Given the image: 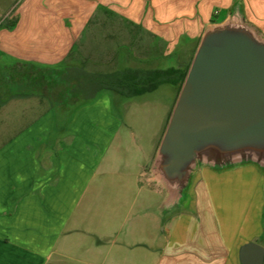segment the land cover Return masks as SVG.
Wrapping results in <instances>:
<instances>
[{"label": "crops", "instance_id": "0c3cea01", "mask_svg": "<svg viewBox=\"0 0 264 264\" xmlns=\"http://www.w3.org/2000/svg\"><path fill=\"white\" fill-rule=\"evenodd\" d=\"M157 1L118 0L120 21L142 25L121 29L141 48L139 65L128 67H157L159 57L150 53L159 44L162 59L180 53L175 64L160 69L184 67L200 35L195 16L207 28L241 16L264 36V0H160L163 17ZM42 3L26 6V28L19 31L26 36V56L17 57L39 67L84 69L73 64L82 55L76 43L84 30L66 27L70 17ZM189 21L194 31L176 28ZM106 30L84 32L95 37ZM143 38L146 45L139 44ZM89 58L88 52L82 61ZM48 93H26V124L0 145L6 152L0 177L9 172L22 179V186L0 188V197L12 198L0 199L6 202L0 209L6 211L0 215V264H241L244 245L264 249V170L258 165L200 166L180 193L157 178L154 162L176 88L171 98H127L135 101L122 107L121 117L108 91L73 110L48 103Z\"/></svg>", "mask_w": 264, "mask_h": 264}, {"label": "water", "instance_id": "95a60500", "mask_svg": "<svg viewBox=\"0 0 264 264\" xmlns=\"http://www.w3.org/2000/svg\"><path fill=\"white\" fill-rule=\"evenodd\" d=\"M253 162L264 168V39L241 16L202 34L160 140L155 174L173 193L197 164L222 168ZM256 243L241 264H262Z\"/></svg>", "mask_w": 264, "mask_h": 264}, {"label": "rangeland", "instance_id": "374dc122", "mask_svg": "<svg viewBox=\"0 0 264 264\" xmlns=\"http://www.w3.org/2000/svg\"><path fill=\"white\" fill-rule=\"evenodd\" d=\"M35 0H0V145L5 144L8 138L13 134V128H20L26 124V114H22L24 108L26 109V93H38L39 90L35 89L32 81H29L28 87H26V61L19 59L17 56H26V49L23 47L22 43L26 36L19 32L21 29L26 28V6L31 4ZM141 1V0H140ZM178 2L180 0H177ZM163 1L158 0L156 2V7L159 16L165 15L166 6L162 3ZM181 2V1H180ZM44 6L50 11L58 12L69 16V20L66 21V27L68 28H78L86 30L88 28H105L108 29L105 36H88L84 31L78 37L76 43V49L82 54L79 57L77 62L73 63L75 65H84V69L92 72H114L117 70H122L123 67L129 65H139L136 62L135 56L141 52V48H136L134 46V38L132 35H127L122 28L135 29L140 28L142 25H136L133 22L127 20L124 24L120 21L116 12L118 11V0H43ZM196 3V7H197ZM145 12H149L151 9L150 4L146 3L144 6ZM79 13V20L73 19L74 15ZM94 13L92 19L82 20L81 15ZM115 13V14H113ZM198 13V11H197ZM105 14L106 18L103 19V16H100L101 19L97 18L96 15ZM198 15V14H197ZM95 17V20L93 18ZM85 18V17H84ZM195 20L199 23L200 35L198 36L197 41L191 47L189 51V60L194 56L198 43L200 41L202 32L207 28L206 26H200L201 20L195 16ZM125 25V26H124ZM193 25V26H192ZM13 26V27H10ZM183 31H194V24L189 22L184 23L183 25L176 26ZM256 30V29H255ZM260 37L264 39V36L256 30ZM144 42L139 44L146 45L145 38ZM158 46V47H157ZM155 46L159 51H152L150 54L158 56L159 58L155 62L157 67L146 68V69H160L167 65H171L172 62L175 64L177 56L180 55L178 51L174 54H171L168 58H160L162 52L161 44ZM179 49V48H178ZM9 51V52H6ZM139 50V51H138ZM107 51V53H106ZM88 52L92 54V58L82 61L85 55H88ZM106 53L107 57L104 59L102 57ZM137 53V54H136ZM71 57H68L67 62L71 64ZM74 58V56H72ZM79 63V64H78ZM150 64V63H149ZM154 63H152L153 65ZM151 65V66H152ZM147 66V65H144ZM144 69V68H142ZM28 81V79H27ZM45 83V81H43ZM48 86V85H47ZM47 91L52 92L50 86L46 88ZM58 91V90H57ZM112 97H114V111L118 116H122L123 109L125 105L133 103L135 100L127 99L120 94H117L112 91H108ZM100 93V92H99ZM98 93V94H99ZM175 93V87L171 85H161L157 91L152 93L144 94L145 99L150 97L155 98H171ZM53 95L56 94V91L52 92ZM97 96V95H96ZM95 96V97H96ZM94 97V98H95ZM140 97H137L138 99ZM93 101V100H92ZM91 101V102H92ZM30 105L32 108L38 106L37 99H31ZM51 104V102L48 101ZM90 103V102H89ZM70 110L73 108L70 107ZM61 119H66V116L60 117ZM6 152L5 148L0 147V159L1 162H5ZM238 163V162H235ZM232 163L230 165H234ZM253 163V162H252ZM256 164V163H254ZM258 165V164H256ZM200 166L213 167L212 165L200 163L197 164L193 171ZM264 170L263 167L258 165ZM223 168V167H222ZM5 169H8L5 166ZM8 172V170H7ZM9 173V172H8ZM4 173L3 177H0V188L7 187L8 184L13 185L12 187L22 186V179H12L9 178L10 174ZM21 176V174H20ZM11 196H5L4 201L12 199ZM17 198V197H16ZM6 202L0 204V209L5 207ZM5 212L0 213V215H5Z\"/></svg>", "mask_w": 264, "mask_h": 264}, {"label": "trees", "instance_id": "16d2710c", "mask_svg": "<svg viewBox=\"0 0 264 264\" xmlns=\"http://www.w3.org/2000/svg\"><path fill=\"white\" fill-rule=\"evenodd\" d=\"M192 58L184 67L165 69L125 67L110 73H89L82 68L66 65L39 67L26 63V87L29 81H32L35 89L42 92L50 86L52 92L56 91V95L49 91L48 101L53 106L72 108L91 102L102 91H112L125 98H137L167 84L174 86L179 94Z\"/></svg>", "mask_w": 264, "mask_h": 264}]
</instances>
